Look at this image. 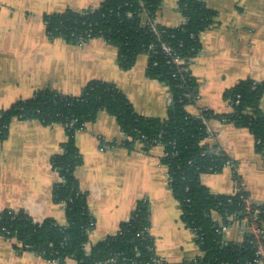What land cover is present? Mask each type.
I'll list each match as a JSON object with an SVG mask.
<instances>
[{
  "label": "crops",
  "instance_id": "crops-1",
  "mask_svg": "<svg viewBox=\"0 0 264 264\" xmlns=\"http://www.w3.org/2000/svg\"><path fill=\"white\" fill-rule=\"evenodd\" d=\"M102 1L0 0V110L31 98L38 90L78 96L87 82L99 80L114 83L138 114L166 117L170 94L163 83L146 77V55L138 56L134 66L124 71L117 65V49L101 38L72 45L47 35L44 15L95 9ZM202 1L215 15L200 33L201 49L187 67L196 81V98L186 111L190 115L207 109L228 114L232 110L224 99L228 89L243 80L264 81V0ZM177 3L162 0L154 22L167 28L182 25ZM260 108L264 112V94ZM207 126L212 136L206 142L219 145L230 159L225 167L235 170V176L208 173L201 176V183L215 195L234 194L240 184L252 203L264 205V159L255 152L252 135L218 120ZM65 139L59 125L33 120L10 123L7 138L0 142V211H23L36 222L52 218L59 226L66 225L64 207L51 195L59 180L51 158L61 152ZM123 140L115 118L105 112L74 136L82 158L76 177L95 222L89 244L115 234L143 200L148 204L149 232L160 259L180 264L201 256L160 164L163 148L155 146L145 153L138 145L128 149ZM217 218L212 214V219ZM242 236L241 224L234 223L223 238L239 243ZM0 264L59 263L32 251H18L11 240L0 236Z\"/></svg>",
  "mask_w": 264,
  "mask_h": 264
},
{
  "label": "trees",
  "instance_id": "trees-1",
  "mask_svg": "<svg viewBox=\"0 0 264 264\" xmlns=\"http://www.w3.org/2000/svg\"><path fill=\"white\" fill-rule=\"evenodd\" d=\"M161 4L162 0H103L95 9H66L43 16L51 39L81 45L101 38L115 47L117 65L124 71L134 66L138 56L146 55L145 75L168 88L170 103L166 117H146L135 111L114 83L91 80L78 96L38 90L31 98L0 110V142L7 138L13 120L59 125L66 134L61 152L51 158L59 179L52 187V200L64 207L66 225L59 226L52 218L36 222L23 211L1 210L0 236L11 240L18 251H32L59 264H168L155 254L149 232V208L143 200L115 234L89 244L95 222L76 177L82 158L74 136L105 112L115 118L124 136L123 146L133 149L138 145L145 153L155 146L163 148L160 164L166 169L181 220L193 233L201 252V256L180 264L234 262L251 252L244 250L250 241L247 236L241 244L228 242L217 232L219 222L212 219L216 213L227 225L231 216L238 221L249 218L245 210L248 193L242 189L231 195L212 194L201 183V176L220 173L230 163L217 143L206 142L212 136L207 126L211 120L247 129L255 152L264 159V112L260 108L264 81L243 80L228 89L224 93L232 109L228 114L208 109L197 115L188 114L186 106L196 98V81L186 66L174 64L172 59L179 56L191 62L198 55L199 35L211 25L215 14L202 0H178L177 10L184 23L167 28L154 22ZM163 44L170 47V52L162 50ZM251 206L264 209V205Z\"/></svg>",
  "mask_w": 264,
  "mask_h": 264
},
{
  "label": "built area",
  "instance_id": "built-area-1",
  "mask_svg": "<svg viewBox=\"0 0 264 264\" xmlns=\"http://www.w3.org/2000/svg\"><path fill=\"white\" fill-rule=\"evenodd\" d=\"M153 31H155L154 28ZM162 50L167 53L170 52L171 49L167 45L163 44ZM172 62L179 66H186V68L190 63L179 56H175L172 59ZM242 189V186L238 184L235 193L240 192ZM252 204L253 203L249 200L247 206L245 207V210L246 212H249L250 217L245 218L242 221H238L234 216H231L227 218L229 223L225 225L222 222L221 216L218 215L217 219H213L214 221L219 222L220 226L217 229V232L219 234H222L223 237L232 224L240 223L242 226L243 236L242 240L239 243L241 244L243 242L245 236H247L250 240L248 246H245L246 248L244 249L250 250V253L244 254L242 258L234 262H221L220 264H264V209H261L258 206H251ZM259 217L260 220H258Z\"/></svg>",
  "mask_w": 264,
  "mask_h": 264
},
{
  "label": "rangeland",
  "instance_id": "rangeland-1",
  "mask_svg": "<svg viewBox=\"0 0 264 264\" xmlns=\"http://www.w3.org/2000/svg\"><path fill=\"white\" fill-rule=\"evenodd\" d=\"M232 174L233 173V175H234V173H235V170H231L230 168H228V167H225L224 168V170L221 172V173H215V174H217V175H221V174Z\"/></svg>",
  "mask_w": 264,
  "mask_h": 264
}]
</instances>
